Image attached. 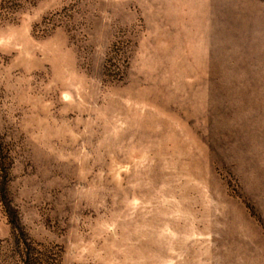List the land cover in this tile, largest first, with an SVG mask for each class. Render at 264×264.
Here are the masks:
<instances>
[{"label": "rangeland", "instance_id": "obj_1", "mask_svg": "<svg viewBox=\"0 0 264 264\" xmlns=\"http://www.w3.org/2000/svg\"><path fill=\"white\" fill-rule=\"evenodd\" d=\"M0 264H264V0H0Z\"/></svg>", "mask_w": 264, "mask_h": 264}]
</instances>
